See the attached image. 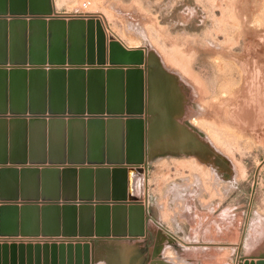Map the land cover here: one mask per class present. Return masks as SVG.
Instances as JSON below:
<instances>
[{
	"label": "rangeland",
	"instance_id": "obj_1",
	"mask_svg": "<svg viewBox=\"0 0 264 264\" xmlns=\"http://www.w3.org/2000/svg\"><path fill=\"white\" fill-rule=\"evenodd\" d=\"M37 1L55 7L41 17L65 23L67 38H81V26L68 24L84 22L94 55L86 51L84 60L59 64L5 63L0 71L135 72L120 77L124 90L113 98L119 104L127 102L124 93L136 102L143 81V112L118 115L142 119L147 159L104 167L111 174L126 169V203L116 214L121 220L130 213L139 236H123L129 220L115 223L114 216L102 234L103 208L114 207L108 200L83 211L94 212L92 222L79 218L72 225L63 221L64 206L41 203L48 201L40 196L47 184L66 171L64 163L0 157V264H110L122 247L138 250L142 264H264V0ZM8 16L16 17L0 19ZM9 112L0 110L2 130L16 118ZM33 112L15 113L30 119ZM75 205L79 211L80 202ZM66 226L74 235H63ZM87 230L93 236H83ZM86 243L90 254L59 251L62 244Z\"/></svg>",
	"mask_w": 264,
	"mask_h": 264
},
{
	"label": "water",
	"instance_id": "obj_2",
	"mask_svg": "<svg viewBox=\"0 0 264 264\" xmlns=\"http://www.w3.org/2000/svg\"><path fill=\"white\" fill-rule=\"evenodd\" d=\"M3 4H0V14L7 15L10 13L12 16H28L31 15V20L27 21L26 19H18L21 17H13L14 19L10 22H8L5 18L0 19V64L8 63V58L10 54L11 62L13 65L18 64H24L27 63L25 60L22 61L21 56L19 53H23L26 55L27 53L30 54V62L31 64L34 63H40V62H47L50 63H63V62H78L81 60H84V57L88 53L89 55H94V52L91 48L87 49V42L88 39H85V23L84 22H70L68 24L69 28L72 30L73 26L76 24H79L81 26L82 34L81 38H79V33L76 35V40L74 37L67 38L66 35V24L65 23H56L55 20H52L48 23L47 20L43 19L44 15H51L53 12L52 5H50L48 2L47 4L43 1L36 2V0H3ZM29 2V6H27V3ZM74 29V28H73ZM17 33H20V37L17 36ZM77 34V33H76ZM79 38V39H78ZM78 39V40H77ZM90 40V39H89ZM92 42V40H91ZM90 42V45L92 43ZM10 44V46H9ZM89 45V44H88ZM89 45V46H90ZM87 51V53H86ZM76 53H79L80 55L77 56ZM101 60V59H99ZM104 60V59H103ZM90 64H94L95 60L94 57L89 58ZM102 62V61H101ZM112 71H104L102 69H89L88 72L85 71H65V70H57V71H42V70H31L27 71L24 69H13L10 72L8 71H0V75L3 77L2 81L4 82V87L2 85L5 95H7V92L9 91V81L14 82V80H17L20 78L23 82L21 91L23 92V98H28V91L29 95L32 100V92L35 93L34 85L37 82V79H39L40 84L38 83V86L42 89L43 98L42 101H46V93H47V83L52 82L56 80L54 78L58 75L62 78L63 86H66V83H69V86H73V81L78 77L79 78V86H80V93L84 99L82 101H86V94L90 105V111L91 112H104L108 111L111 113H124L128 112L132 115H139L143 112V98H142V90H143V81L140 78L138 81V95L137 103L131 102L130 100V93H124L125 98L127 97L126 106L124 105V102H120V104L117 101H113V98H118V92L119 89L123 88L125 82L120 80L121 78L127 77L135 74V72H123L119 70H113ZM141 74L138 76L140 77ZM54 78V79H53ZM68 78V79H67ZM118 80V84L116 82L114 83V80ZM1 81V80H0ZM38 81V82H39ZM95 81H100L99 84H96ZM41 85V86H40ZM72 91V90H71ZM128 91H130L128 89ZM13 94V90H11ZM40 92V91H37ZM74 92V91H73ZM122 94V93H121ZM71 98V97H70ZM107 98V99H106ZM13 101V99H12ZM107 106V110H106ZM6 111V110H4ZM12 112H19L18 109H12ZM22 111V110H21ZM33 111V110H31ZM45 111V109H44ZM53 112V110H51ZM137 117V116H134ZM132 118L129 119L127 122H124L123 119H113L111 120L108 125V133H111L113 129H117L119 140H121V144L124 142V137L127 141L128 146V156L126 159L123 158H115V157H109L108 163L109 164H122L126 161V163L131 165L140 166L141 164H144L145 159H147L148 152L146 151L144 147V139H143V129L144 125L141 118ZM21 121V120H20ZM19 120L12 121L7 125L5 122L6 129L9 130V128L12 130L14 126L20 122ZM135 126L139 127L138 132V140H133L135 138V129H137ZM133 133V135H132ZM160 134V133H159ZM158 135V132L157 134ZM154 135V136H156ZM148 136L149 139L152 138L150 135V130H148ZM153 143L150 146L151 149L154 147ZM146 155V156H144ZM11 162L13 163H23L26 162L25 157L23 158H17V157H10ZM37 157H30L31 162H36L34 159ZM16 159H19L18 161ZM106 158L101 159H93L89 158L88 162L90 164H103L105 162ZM52 162H64V159L58 160V159H51ZM69 162L71 163H77L78 161H75L74 159H69ZM84 162V160L79 161ZM146 170L148 169L147 163L145 164ZM73 169H66V172L72 173ZM80 172L83 173H89L94 175L95 173L105 175L107 177H113V180L115 182L114 185V191L112 197H106L102 192H99L98 195H96V201H105L109 199H112L114 202H111V204H114V207L111 208L110 206H107V209L103 208L107 211V230L102 231V234L109 233L108 228L111 227L110 223L112 224V219L114 216L113 221L116 223L118 221H121L123 224L128 223L129 220V228L124 232H121L123 236H126L129 234L130 236H139L138 233L135 232L134 225L132 224L133 218L132 215L124 214L122 215V219L120 220V216L116 214V210L118 206H125L122 205L126 203V196H127V183H128V176L126 175V169H116L113 170V174H111V170L108 168H98L96 171L93 169H82ZM57 174H59V171H56ZM113 175V176H112ZM87 190L81 193L80 196V206L81 208L78 209L75 208L76 205L73 204H65V205H58V204H49L48 207H60L64 206L63 208V216H64V222H69L71 225L72 223L78 222L79 218L80 221H86V222H92V219L94 217V212L88 214L86 216L83 211L87 212V206H90L92 202L94 201V196L91 194V189L86 187ZM40 195V194H39ZM38 195H34V199H38ZM42 199L45 200H52L49 196V192L46 191V194L40 195ZM73 198V197H72ZM69 199V198H64ZM97 203V202H96ZM99 204V203H97ZM102 205H105L106 203H100ZM110 204V203H109ZM107 205V204H106ZM84 207V208H82ZM55 215L54 218L56 222H60L61 218H58L62 214L59 212V210L56 211V208L53 209ZM51 211V209H48V214ZM56 211V212H55ZM85 218L84 220L82 217ZM98 215V211H97ZM129 216V219H128ZM102 218V217H97ZM86 219V220H85ZM50 222L49 220H45ZM102 221V220H101ZM128 225V224H127ZM112 228V227H111ZM116 232L118 233V226L115 225ZM65 232L63 235L72 236L74 233H72L71 229H67V226L65 228ZM71 231V232H70ZM67 233V234H66ZM84 233L83 236L89 237L93 236L90 231L82 232ZM56 247V245H54ZM61 250H59L62 253H85L90 254L91 253V246L89 243L84 244L83 246L81 244H78L76 246H73L72 244L66 246L65 244L60 245ZM66 248H69L66 250ZM55 252L57 250H54ZM116 256L113 262H110V264H142L141 258H140V252L135 249H131L129 247L121 248L118 251L115 252ZM144 264V263H143Z\"/></svg>",
	"mask_w": 264,
	"mask_h": 264
},
{
	"label": "crops",
	"instance_id": "obj_3",
	"mask_svg": "<svg viewBox=\"0 0 264 264\" xmlns=\"http://www.w3.org/2000/svg\"><path fill=\"white\" fill-rule=\"evenodd\" d=\"M53 8L55 11V7ZM16 17H21L18 19H26L27 21L32 19L24 16ZM5 19L10 22L14 18L8 16ZM17 36L20 37V33H17ZM8 55L7 61L10 63L11 57L10 54ZM19 55L22 61L30 62L29 53L26 55L19 53ZM54 78L56 80L47 83L45 102L42 101V89L38 86V83L40 84L39 79L34 85L35 93L32 92L33 101L31 98L23 101V92L21 91L23 82L20 78L18 80L16 78L13 83L9 81L7 95L2 88L4 82L0 81V110L34 111L30 119H20L15 112L6 113L10 118L16 117L13 121H21L14 126L12 132H10V128L9 130L0 129V157L30 158L41 156L58 160L64 159V162H61L64 163L63 168L73 169L72 173L64 172L62 177L52 179L56 184H47L46 189L52 200L41 203L75 205L81 202L80 196L82 192L87 190L86 187L91 189L94 200H96V195L99 192L111 198L115 185L113 177L98 175L97 173L90 177H84L80 170L88 168L96 171L98 168H104L110 165L107 160L109 157L127 158L126 138H123L124 142L121 144L117 129L114 128L111 133H108L106 128L111 120L119 119V115L118 113L107 115L103 112H91L87 94L86 101H82L84 98L79 91L78 77L73 81L72 87L69 86L68 82L66 86H63L62 78L59 75L54 76ZM115 82L118 84L119 81L116 79ZM95 83L99 84L100 81H95ZM11 90H13V94ZM29 94L28 91V97ZM123 102L126 106V102ZM122 117H125V114ZM122 119L126 122V118ZM8 133L10 137H8ZM70 158L78 162L71 163L69 162ZM89 158L106 159L103 164H90ZM82 160L84 162H79ZM122 164H126V161ZM65 197L69 199L65 200ZM109 202H113V200L109 199Z\"/></svg>",
	"mask_w": 264,
	"mask_h": 264
},
{
	"label": "bare ground",
	"instance_id": "obj_4",
	"mask_svg": "<svg viewBox=\"0 0 264 264\" xmlns=\"http://www.w3.org/2000/svg\"><path fill=\"white\" fill-rule=\"evenodd\" d=\"M167 57V56H166ZM249 57H250V55H249ZM169 58V57H168ZM167 59V58H166ZM172 60V59H171ZM174 63H176V62H174ZM177 64V63H176ZM170 66V65H169ZM184 70V69H183ZM219 139V138H218ZM217 138H216V140H218ZM212 141H214V140H212ZM215 143H216V141H215Z\"/></svg>",
	"mask_w": 264,
	"mask_h": 264
}]
</instances>
